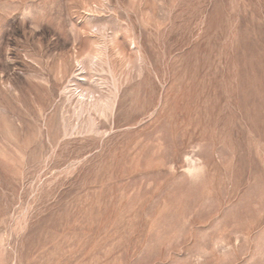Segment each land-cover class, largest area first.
Here are the masks:
<instances>
[{"label":"rangeland","instance_id":"374dc122","mask_svg":"<svg viewBox=\"0 0 264 264\" xmlns=\"http://www.w3.org/2000/svg\"><path fill=\"white\" fill-rule=\"evenodd\" d=\"M0 264H264V0H0Z\"/></svg>","mask_w":264,"mask_h":264}]
</instances>
